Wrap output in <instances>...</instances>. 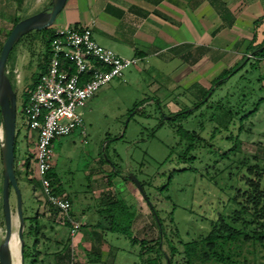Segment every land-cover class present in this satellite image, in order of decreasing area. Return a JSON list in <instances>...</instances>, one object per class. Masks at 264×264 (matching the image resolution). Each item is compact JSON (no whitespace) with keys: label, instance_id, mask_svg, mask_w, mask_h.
Masks as SVG:
<instances>
[{"label":"rangeland","instance_id":"rangeland-1","mask_svg":"<svg viewBox=\"0 0 264 264\" xmlns=\"http://www.w3.org/2000/svg\"><path fill=\"white\" fill-rule=\"evenodd\" d=\"M42 7L43 4L32 12ZM17 12L16 8H0V46ZM55 25L47 27L44 38H36L33 42L30 36L22 38L15 46L12 61L6 69L7 73L10 70L17 99L16 129L19 132L15 170L21 194L25 241V257L22 260L18 240L20 254L16 260L20 259L19 264H29L33 257L35 234H28L26 230L34 215L44 223L36 236L35 249L39 254L35 264H40V261L41 264H53V253L61 249L62 241L69 238L68 227L61 214H53L37 178L29 180L31 173L28 178L25 177L23 165L27 152L34 153L35 140L34 135L27 133L25 125L21 124L22 93L31 84L32 76L47 66V63L42 67L38 63L46 52L45 40L49 39L50 30ZM260 28H264V22ZM260 35L256 42L261 41ZM249 42L247 38L222 41L220 46L224 48H209L197 61V67L182 65L179 57L166 61L161 54L152 55L146 61L139 60L124 68L121 76L102 85L79 108L85 134L76 129L54 139L52 172L59 179L63 191L73 200L74 212L79 214L81 209L88 207L91 213L97 214L96 203L113 199L115 185H118L124 198L132 200L138 209L132 223L135 242L109 230L103 236L99 230L92 233L91 241H84L82 247L79 232L73 240L69 238L70 249L72 245L75 247L78 259L88 258L91 262L105 258L104 264H111L114 256L116 264H133L138 251L142 250L140 240L146 239V245H151L159 238L160 230L148 200L161 218L165 231L161 245L166 253L170 250L167 239L180 246V241L204 236L218 213L232 211L234 203L229 197L240 183L237 167L244 155H248L252 162L264 165V100L254 113L247 114L257 99L264 96V58L257 62L256 68L249 66L254 61L250 58L218 86L215 80L243 55ZM211 85L212 93L210 90L203 97ZM202 99H206L202 105L194 107ZM186 108L192 109L188 116L168 118ZM245 113L247 116H243ZM160 120L162 124L158 126ZM178 127L195 132L197 138L192 148H189L191 138L179 133ZM2 134L0 123V137ZM235 135L240 142L239 148L223 157L222 152L234 144ZM186 151L188 153L185 154ZM110 161L116 164L118 170L113 176L115 185L108 178ZM129 173H134L144 182L148 199L142 196L132 181L123 179ZM2 179L0 154V242L5 233ZM9 205L12 232L18 237L17 194L13 187L9 189ZM99 219L101 226L108 228V220L103 215ZM262 255L263 250L259 252L260 261H264ZM173 262L184 264L183 255L177 253Z\"/></svg>","mask_w":264,"mask_h":264},{"label":"crops","instance_id":"crops-1","mask_svg":"<svg viewBox=\"0 0 264 264\" xmlns=\"http://www.w3.org/2000/svg\"><path fill=\"white\" fill-rule=\"evenodd\" d=\"M49 3L50 0H0V8L18 9L21 13L13 15L14 22ZM258 19L262 21L254 27ZM263 22L264 0H66L53 28L86 25L99 43L122 56L146 61L161 54L166 61L179 57L182 65L197 67V61L209 48H224L220 46L222 41L251 40L254 34L257 40L259 33L263 38ZM90 211L86 207L78 214L72 209L74 217L81 221L78 233L81 232L82 247L84 241H91L92 233L100 230L104 236L109 230L101 226L100 214ZM71 253L76 264H104L105 258L91 262L88 258L78 259L74 246ZM12 259L15 261L16 256L12 255ZM111 260L116 264L114 256Z\"/></svg>","mask_w":264,"mask_h":264},{"label":"trees","instance_id":"trees-1","mask_svg":"<svg viewBox=\"0 0 264 264\" xmlns=\"http://www.w3.org/2000/svg\"><path fill=\"white\" fill-rule=\"evenodd\" d=\"M23 17L24 15L17 17L14 20L11 28L19 19ZM261 21L262 19H258L254 23V27H257ZM46 29L47 27L41 29H32L23 34L14 43L8 54L6 60V69L9 62L12 61L13 51L17 43L26 36L31 37V42H33L36 38H44V31ZM9 31L6 32V36L8 35ZM52 33L53 28L50 30L49 39L45 40L46 52L42 56L40 62L38 63V66L42 67L44 63H47L48 47L50 39L52 37ZM248 53H250L251 55L248 56ZM250 58H253L254 61H251L249 66L256 68L257 62L260 59L264 58V37L261 39V41L256 42V34H254V37L250 40L249 45L247 46L246 53H244L231 67L225 69L218 76V78L215 80L216 86L222 84L225 81L226 76L234 75V73H236L238 69H240L248 61H250ZM45 68H43L41 72H39L36 76H32L33 80L31 81V84L23 90V97L21 101L22 110L28 98V90L33 87L39 75L45 70ZM7 75L11 80L10 70L8 71ZM11 83L14 88L12 80ZM212 87L213 85L207 88L206 92H204L203 97L206 96L210 90V94L212 93ZM205 100L206 99H202L201 102L195 103L194 107L198 108L200 104L202 105V102H204ZM263 100L264 96H260L259 99H257V101L255 102L254 107L250 109L247 114L254 113ZM191 110V108L179 110L171 114L168 118H184L191 113ZM247 114L245 113L243 116H247ZM161 124L162 121L160 120L158 126ZM240 128L241 127L239 126V129ZM177 130L186 138H191L189 148H192L193 141L195 138H197L195 136V132L182 129V127H178ZM18 132V129H16L14 155ZM26 132H29L27 128ZM32 134L34 135V133ZM25 136H27V134ZM234 137V144H232V146L222 152L221 155H223V157L228 156L229 151L239 148L238 145L240 142L239 140H237V135H235ZM26 145L28 149V142L26 143ZM186 153L188 152L186 151L185 154ZM32 158L34 163H32ZM102 158L105 159L106 156H102ZM110 162L111 171L108 173V178L112 182V184L115 185L113 176L117 173L118 170L116 168V164L112 161ZM23 165L25 177L28 178V175L31 173L32 177H30L29 180L37 178V183L40 185L39 178L37 176L34 153L27 152L23 161ZM49 173L52 175L51 183L53 191L56 193H61L63 189L60 185L59 179L53 174L52 169ZM237 177L240 183L235 186L233 194L229 197L234 203L232 211H223L218 213V215L211 220V228L209 232L204 236L187 241H180V246L175 245L172 241L167 239L168 245L170 247L169 253H166L161 245V237L163 236V234H165L161 218L159 217L158 212L156 211L154 206H150L149 208L160 230L159 238L151 245H146L147 240L141 239L140 244L142 250L138 251L137 259L133 264H167V259L169 260L170 264H173V257L177 253L183 255L184 264H264V261L259 260V252L261 250H263L262 256H264V165H261L258 161L252 162L251 160H249V156L245 154L244 158L237 167ZM123 179L131 181L128 175H124ZM140 182L144 190V182ZM115 187L116 191L114 193V198L110 200L107 199L102 203H96V210L100 215H103L104 218L108 220V229L110 231L121 233L127 236L131 240V242H135L136 238L132 235V223L137 215L138 209L136 208L132 200L129 201L124 198V196L121 194V190L118 188V185H115ZM67 195L69 196L68 193ZM69 198L70 200H72L71 197ZM49 206L51 207L53 214L58 213V209L56 207L52 206L51 204H49ZM64 224L68 227V222L64 221ZM43 225L44 223H41L39 221L38 216L34 215L32 218V223L27 226V233L35 234V239L32 243L33 257L31 258L29 264H35L38 260L39 251L35 249L36 236L38 235V232ZM52 226L53 224L50 225V228H52ZM69 238L62 241L61 249L53 253V264H68L70 262L72 253L69 246ZM57 242H59V240H57ZM249 254L252 255L249 256ZM23 257H25V241L23 244ZM41 263L42 262L40 261V264Z\"/></svg>","mask_w":264,"mask_h":264},{"label":"built area","instance_id":"built-area-1","mask_svg":"<svg viewBox=\"0 0 264 264\" xmlns=\"http://www.w3.org/2000/svg\"><path fill=\"white\" fill-rule=\"evenodd\" d=\"M138 61L137 56H122L99 43L89 26L55 27L49 42L47 66L28 90L21 124L29 133H34V158L41 193L68 222L71 240L78 233L81 222L71 211L69 196L53 191L49 173L53 167V141L76 129L85 134L79 108L102 85L121 76L124 68ZM68 264H76L74 257Z\"/></svg>","mask_w":264,"mask_h":264},{"label":"water","instance_id":"water-1","mask_svg":"<svg viewBox=\"0 0 264 264\" xmlns=\"http://www.w3.org/2000/svg\"><path fill=\"white\" fill-rule=\"evenodd\" d=\"M65 1L66 0H50V4L47 7L19 19L10 29L0 49V114L3 128V134L0 137V154L3 169L1 197L5 222V233L2 241L0 242V264H14L12 259V251L10 248V240L12 234L14 233L12 232V219L9 205L10 187H13L17 194V216L19 219L17 234L20 240L21 259H24V217L21 210V194L17 185V178L14 168L17 99L16 92L12 86L10 78L7 75L6 60L12 46L23 34L32 29H41L52 25L57 14L64 6ZM128 177L142 193V196L148 199L137 176L134 173H129ZM148 203L150 206H152L149 200ZM167 264H170L168 259Z\"/></svg>","mask_w":264,"mask_h":264},{"label":"bare ground","instance_id":"bare-ground-1","mask_svg":"<svg viewBox=\"0 0 264 264\" xmlns=\"http://www.w3.org/2000/svg\"><path fill=\"white\" fill-rule=\"evenodd\" d=\"M18 237L15 235V233L12 234L11 240H10V248L12 251V255L17 256L19 253V247H18ZM19 258L18 260L15 259L14 264H19Z\"/></svg>","mask_w":264,"mask_h":264}]
</instances>
